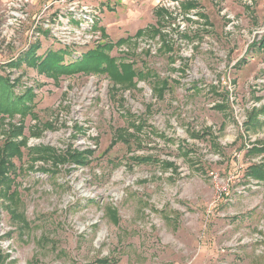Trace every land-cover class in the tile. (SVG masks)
<instances>
[{"label":"rangeland","instance_id":"1","mask_svg":"<svg viewBox=\"0 0 264 264\" xmlns=\"http://www.w3.org/2000/svg\"><path fill=\"white\" fill-rule=\"evenodd\" d=\"M161 1L135 3L145 14L123 26L133 39L110 53L145 75L132 87L100 74L55 78L28 65L35 47L39 60L70 50L65 64L96 47L75 59L29 4L10 38V10L0 8V43L10 42L0 53V84L16 97L35 95L26 103L38 118L1 112L0 144L22 123L26 137L48 123L54 129L30 138L29 147L94 151L85 166L68 161L58 170L40 162L30 170L26 149L13 160L18 196L0 199L1 249L11 256L4 264H264V181L246 175L264 158L247 155L264 142V113L261 125H247L264 110V0L251 8L240 0H180L183 9L192 5L191 21L180 22L167 20ZM140 28L144 36L134 38Z\"/></svg>","mask_w":264,"mask_h":264},{"label":"trees","instance_id":"2","mask_svg":"<svg viewBox=\"0 0 264 264\" xmlns=\"http://www.w3.org/2000/svg\"><path fill=\"white\" fill-rule=\"evenodd\" d=\"M191 4L185 5V9H190ZM162 12V11H161ZM163 13V12H162ZM153 31L155 29H152ZM154 32L157 33V30ZM143 30L137 33V37L140 38L144 36ZM126 40H120L117 46H121L126 44ZM264 45V40L262 42ZM114 45L110 43H106L101 45L97 48L89 50L84 60L82 62L77 63H68L65 64V58L70 55V51H67V55L62 53L63 51L53 52L50 53L47 57L41 58L40 60L37 59V52L40 50V47H35L31 50V52L27 55L24 59L28 65H40L41 70L50 74L51 76L57 78L60 76H70L75 74H100V75H107L114 83L121 84L124 87H132L135 86L134 80L136 78L143 79L145 75L141 72L137 71L134 67V63L131 64H117L116 60L110 56L111 51L113 50ZM66 51V50H65ZM65 56V57H64ZM5 83L0 84V113L9 114L11 117L15 116L16 114H20L23 117H27L28 115L33 117L32 120H36L37 116H33L31 106L27 105L28 97H33L32 93L25 95L24 97H16L12 93V87ZM167 82L163 81L161 84L158 85L156 89L159 93L160 97H163V92L167 89ZM33 95V96H32ZM260 113H264V110L257 111L254 110L247 122V125L251 127H256L257 125H261V120H259ZM133 128H136L139 132L141 129L140 125L136 126V122L130 124ZM140 126V127H139ZM77 131H81L82 128L76 126ZM54 127L52 124H44L41 128L35 127L34 130L30 132L29 137L24 135L25 126L22 123L21 126H17L14 129H10V133L3 143L0 144V199L6 198L8 200H14L18 196V192L12 191V186L14 184L15 179L12 177L16 172L14 159H20L23 157V149H26L28 152L29 160L31 161L32 165L29 169L34 170V166L36 163L40 162L44 165L52 164V167L59 169L60 166L64 165L68 161H72L73 164L85 166L87 162L94 155V151L91 148L86 150H78L74 149V147H70L67 151L62 152L58 149H55L50 146L40 145L35 147H29L28 141L30 138L33 139H40L43 133L46 130H53ZM250 129V128H249ZM129 136H134L128 134ZM22 139H21V138ZM195 138H200L199 135H194ZM122 141L126 142L127 144L130 142L126 136L123 134L120 135ZM119 139V138H118ZM219 147V146H218ZM248 156H264V142L254 143L251 144L247 151ZM134 161L137 162H144V161H152V158H141V157H134ZM167 167H173L171 163L165 164ZM43 172H50L51 170L42 168ZM54 175V174H53ZM246 175L251 179L258 182L264 181V158L261 165H251L247 168ZM16 201L15 204L17 203ZM9 209V208H8ZM15 211V212H14ZM12 213V217H16L17 219L23 218L25 219L24 213L19 212L18 210H14ZM110 213L115 215V211L110 209ZM2 205H0V226L2 223ZM23 224V222H21ZM3 234L1 233L0 228V264H4L5 261L10 259V254H4L3 250L1 249L2 244L1 241L3 239Z\"/></svg>","mask_w":264,"mask_h":264},{"label":"built area","instance_id":"3","mask_svg":"<svg viewBox=\"0 0 264 264\" xmlns=\"http://www.w3.org/2000/svg\"><path fill=\"white\" fill-rule=\"evenodd\" d=\"M26 4H30V0H15L10 4L12 10L9 8L8 27L26 20L23 13ZM160 8L168 12L167 20L176 19L180 22L187 18L191 21V18L186 17L189 14L186 15L187 11L180 0H162ZM40 18L46 23L45 30H49V34L59 43L73 47L75 51L71 56L75 59L83 58L84 50L88 47H97L103 42V33L98 28L100 11L81 0H48L42 7Z\"/></svg>","mask_w":264,"mask_h":264},{"label":"crops","instance_id":"4","mask_svg":"<svg viewBox=\"0 0 264 264\" xmlns=\"http://www.w3.org/2000/svg\"><path fill=\"white\" fill-rule=\"evenodd\" d=\"M13 1H15V0H0L1 10L6 8V10H7L6 13H8V10L10 8L9 6ZM81 1H83L86 4L93 6L96 9H99V11H100V19L98 20V28L103 33V42H102V44H100L98 46L104 45L106 43H110V44L114 45V47H115L118 45V42L120 40H126L128 43L133 38H131L130 36H128V37H126V36L127 35L132 36L133 33L128 32L127 29L123 27L124 22L129 25L128 26V29H129L131 27L129 21L135 20L136 17H140V16L142 17L145 14L144 12L140 13V11L138 10V7H140V6L135 4L136 2L140 3L141 0H81ZM219 1L216 0V2H219ZM240 1L242 2L243 5H245L246 7H249V8H251L253 6L252 3L254 2V0H240ZM47 2H48V0H30V4L27 7V12L31 13V15H35L37 12L42 10V7ZM133 4H135V5H133ZM140 4L144 5L143 3H140ZM144 8H145V12L148 14L147 10L149 11V9H147L146 7H144ZM27 15L29 17V14H27ZM122 15H125V16H123L122 18H120L118 20L116 19V17H119V16L121 17ZM0 16L2 17V11H0ZM45 24L46 23H44V25ZM27 26L28 27L26 30L28 31L29 25H27ZM16 27L17 26L11 27L10 35H9L10 38H13V36L15 34ZM141 27H142V25H141ZM148 27L150 28L151 26H148ZM148 27H146V28H148ZM119 28H121V29L119 30ZM146 28H144V29L140 28L137 31V33L139 31H142V30H143V32H145ZM121 33H124V34L121 35ZM137 33L135 34L134 38H138ZM27 35H28V33H27ZM27 35H25L26 38H27ZM114 36H115V38H113ZM116 36H118V37H116ZM116 39H119V40L116 43H114V40H116ZM9 44H10V42H5V39L2 37L1 43H0V53L6 54V52L8 51ZM27 44H28V42H27ZM121 46H124V44ZM121 46H119V47H121ZM2 54H1V57H4ZM253 181H255V180H253Z\"/></svg>","mask_w":264,"mask_h":264}]
</instances>
